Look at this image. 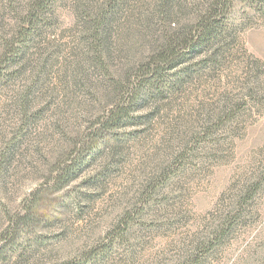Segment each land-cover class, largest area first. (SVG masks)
Returning a JSON list of instances; mask_svg holds the SVG:
<instances>
[{
  "label": "rangeland",
  "instance_id": "374dc122",
  "mask_svg": "<svg viewBox=\"0 0 264 264\" xmlns=\"http://www.w3.org/2000/svg\"><path fill=\"white\" fill-rule=\"evenodd\" d=\"M32 1L0 0V63ZM208 2L173 0L169 21L161 0L54 4L0 85V264H264V101L248 98L264 95L261 0L231 11L224 67L196 57L184 90L98 135L115 84Z\"/></svg>",
  "mask_w": 264,
  "mask_h": 264
},
{
  "label": "trees",
  "instance_id": "16d2710c",
  "mask_svg": "<svg viewBox=\"0 0 264 264\" xmlns=\"http://www.w3.org/2000/svg\"><path fill=\"white\" fill-rule=\"evenodd\" d=\"M58 0H33L29 6L25 18L20 23L21 28L17 32L15 42L7 48V54L1 58L0 63V85L5 86L13 79H16L25 66V58L32 42L40 35L39 28L44 25L46 15L52 13L54 4ZM107 0L108 8L113 7V2ZM173 0H161V15L167 16L170 20L171 13L168 12ZM246 0H209L204 4L200 12H197L192 25H185L183 28L173 29L172 34L165 38L164 44L154 53L145 65H140L132 74L129 88L123 92L119 82L115 84L116 91L122 93V101L116 103L98 123V135H106L117 126L133 124L130 113L145 101L151 99L164 100L169 94H176L185 89V82L191 78L190 73L194 69L193 60L198 56H204V63L218 67H224L226 61L223 55L230 53L237 44L234 29L229 22V15L237 2ZM264 3V0H261ZM173 7V6H172ZM173 26L176 25L172 23ZM24 25V26H23ZM103 24L99 28L106 31L108 26ZM103 40L100 36L96 38L100 50L103 47ZM100 54H102L100 52ZM256 62V61H255ZM259 63L258 71H262L264 79V64ZM12 69V70H10ZM10 70V71H9ZM257 70H255L256 72ZM260 73V72H259ZM259 73L254 77L259 78ZM122 89V90H121ZM256 103L264 101V95L248 97ZM244 104H246L244 102ZM224 118H229L227 115ZM218 119V118H217ZM219 120V119H218ZM72 170L67 169L63 175L64 184L71 180ZM63 177L58 178L62 179ZM25 221L24 217L13 225ZM229 221V220H227ZM230 227L221 229L216 239L224 237ZM14 228V227H13ZM14 237V236H12ZM11 237V239H12ZM199 255L195 256L197 259Z\"/></svg>",
  "mask_w": 264,
  "mask_h": 264
}]
</instances>
